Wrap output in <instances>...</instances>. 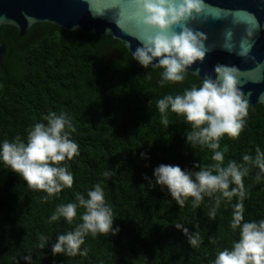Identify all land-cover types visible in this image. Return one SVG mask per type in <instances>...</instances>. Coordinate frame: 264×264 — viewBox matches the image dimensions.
<instances>
[{
	"label": "trees",
	"instance_id": "1",
	"mask_svg": "<svg viewBox=\"0 0 264 264\" xmlns=\"http://www.w3.org/2000/svg\"><path fill=\"white\" fill-rule=\"evenodd\" d=\"M0 42L6 46L0 65V144L16 137L26 142L32 126L47 123L44 117L55 112L69 118L76 129L71 138L79 145V155L65 162L73 186L51 197L29 188L0 161V264H27L25 256H31V264H214L220 251L239 240L240 229L231 227L238 197L218 207L214 197L205 196L198 207L189 197L180 207L153 179L162 163L190 171L198 170L196 163H215L211 148L186 142L192 128L182 115L169 108L165 127L157 107L159 99L182 95L202 80L184 72L181 82L161 83L162 68H143L111 36L66 32L50 23H36L22 36L2 25ZM248 105L243 131L236 139L224 135L218 150L224 152L223 166L235 161L249 168L243 178L244 221L258 222L264 220V173L243 157L255 159L257 148L264 152V107ZM97 184L119 232L88 234L81 245L86 256H53L51 245L75 230L85 210L78 207L72 223L51 216L59 205L77 202L78 193L87 198ZM213 208L215 218L209 215ZM196 233L200 243L193 247L188 236Z\"/></svg>",
	"mask_w": 264,
	"mask_h": 264
},
{
	"label": "clouds",
	"instance_id": "2",
	"mask_svg": "<svg viewBox=\"0 0 264 264\" xmlns=\"http://www.w3.org/2000/svg\"><path fill=\"white\" fill-rule=\"evenodd\" d=\"M142 12L138 21L145 29L144 37L138 38L139 45L132 52V58L143 68L149 65L163 69L161 83L181 82L184 72L196 61H203L207 48L206 33L190 27V22L205 12L208 5L205 0H134ZM118 7L117 26L125 31L124 10L119 7V0H112L110 8ZM91 10V8H90ZM97 15L96 13H94ZM236 23L245 22L239 12L231 13ZM255 21L254 15L246 13ZM222 17L215 16L214 19ZM134 18H128L132 22ZM258 27L246 28L248 40L241 43L239 55L247 56L253 47L252 37ZM231 31L225 32V49L232 51ZM156 61V63H154ZM215 78L207 76L201 86L186 89L182 95H166L159 99L157 107L161 113V121L165 127L169 125L167 111L169 108L177 115H182L191 125L192 131L186 134V142L197 143L211 148L214 152L211 159L213 165L201 167L194 164L196 171L182 169L179 165L160 164L153 170V179L167 192L180 207L185 201L193 198V207H198L205 196L214 197L216 207L223 200L231 202L238 197L233 205V229H240V238L232 248L220 251L214 264H264V220L244 221V204L246 191L243 178L249 168L230 161L225 167L224 152L219 151V141L227 135L236 139L245 127V117L248 115V100L239 87L241 71L236 66L216 65ZM47 123L37 122L29 130L27 141L19 137L9 141L5 139L0 144V161L12 172L22 176L27 186L34 190L44 191L48 197L54 196L64 188H71L74 183L73 174L68 170L66 161L79 155V145L71 138L76 131L69 118L61 113L50 112L44 117ZM145 154L141 153L143 157ZM245 164L258 167L264 173V152L256 150L255 159L250 155L243 157ZM110 175V173H105ZM257 174V181L260 180ZM235 185V187H232ZM47 199V197H45ZM75 203L59 205L51 216V221L60 217L68 223L77 216L78 207L85 211L81 215V223L73 231L61 234L51 245L53 256L87 255V250L81 251V245L88 234L116 235L119 227H113L114 216L107 205L102 187L97 184L89 190L87 198L76 195ZM215 218V208L209 213ZM178 230L188 235V228L175 224ZM193 247H198V233L188 236ZM46 238H40L39 247L45 248ZM31 264V256L24 257Z\"/></svg>",
	"mask_w": 264,
	"mask_h": 264
},
{
	"label": "water",
	"instance_id": "3",
	"mask_svg": "<svg viewBox=\"0 0 264 264\" xmlns=\"http://www.w3.org/2000/svg\"><path fill=\"white\" fill-rule=\"evenodd\" d=\"M111 3L112 0H0V26H13L21 36L36 23H50L66 32L79 30L98 37L111 36L122 42L132 55L139 45L138 38H143L146 31L138 23L142 19L140 7L134 0H119L125 14L126 30L122 31L115 22L120 9L110 8ZM205 3L208 5L205 12L189 26L206 33V56L185 72L203 81L207 76L215 78L216 65L236 66L241 71L239 87L248 104L264 107V0H205ZM234 12H239L245 22H234L231 15ZM246 13L254 15L255 21ZM215 16L222 18L214 19ZM128 18L134 20L128 22ZM256 22L253 47L247 56H241V43L248 40L246 28L254 27ZM229 30L232 36L228 43L232 51L224 47L225 32ZM5 50V44L0 42V65Z\"/></svg>",
	"mask_w": 264,
	"mask_h": 264
}]
</instances>
